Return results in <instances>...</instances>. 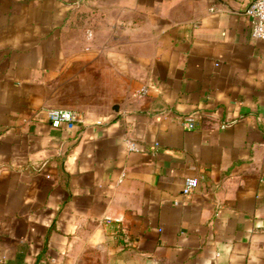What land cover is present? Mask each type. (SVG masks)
Masks as SVG:
<instances>
[{"label":"crops","instance_id":"obj_1","mask_svg":"<svg viewBox=\"0 0 264 264\" xmlns=\"http://www.w3.org/2000/svg\"><path fill=\"white\" fill-rule=\"evenodd\" d=\"M251 1L0 0V264H264Z\"/></svg>","mask_w":264,"mask_h":264},{"label":"built area","instance_id":"obj_2","mask_svg":"<svg viewBox=\"0 0 264 264\" xmlns=\"http://www.w3.org/2000/svg\"><path fill=\"white\" fill-rule=\"evenodd\" d=\"M246 16L250 19L251 33L254 38L264 39V0H253L245 9ZM149 87H141L136 95L139 98H143L148 95ZM35 121L39 122H51L53 125L58 127H80L86 122V117L82 111L72 108H53L47 109L43 113H37L34 118ZM98 123H101L98 121ZM186 127L192 129L195 127L192 121L185 123ZM127 146L130 150H138L137 145L132 140H127ZM196 185V180H189L183 191L185 194H189L192 188ZM113 220L110 218L106 219V223L110 224Z\"/></svg>","mask_w":264,"mask_h":264}]
</instances>
